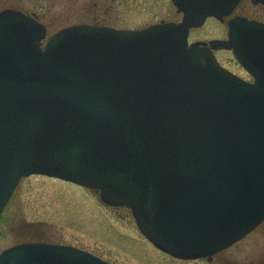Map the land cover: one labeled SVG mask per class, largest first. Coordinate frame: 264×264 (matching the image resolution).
<instances>
[{
    "label": "water",
    "instance_id": "95a60500",
    "mask_svg": "<svg viewBox=\"0 0 264 264\" xmlns=\"http://www.w3.org/2000/svg\"><path fill=\"white\" fill-rule=\"evenodd\" d=\"M172 1L179 23L75 24L44 47L43 23L0 11V216L20 179L42 173L130 207L141 232L181 258L210 260L264 220V25L235 18V43L189 44L191 27L223 20L238 0ZM209 43L234 44L255 81L220 65ZM0 264L112 263L26 242Z\"/></svg>",
    "mask_w": 264,
    "mask_h": 264
},
{
    "label": "rangeland",
    "instance_id": "374dc122",
    "mask_svg": "<svg viewBox=\"0 0 264 264\" xmlns=\"http://www.w3.org/2000/svg\"><path fill=\"white\" fill-rule=\"evenodd\" d=\"M9 7L35 13L49 34L95 19L130 29L179 19L171 0H0V11ZM225 32L221 21L209 18L190 39L223 38ZM0 228V251L35 237L88 249L115 264H264V221L211 260L175 258L145 238L127 208L109 207L93 190L39 174L21 179Z\"/></svg>",
    "mask_w": 264,
    "mask_h": 264
},
{
    "label": "flooded vegetation",
    "instance_id": "af4514ba",
    "mask_svg": "<svg viewBox=\"0 0 264 264\" xmlns=\"http://www.w3.org/2000/svg\"><path fill=\"white\" fill-rule=\"evenodd\" d=\"M178 13V12H177ZM179 18L181 17V13H178ZM235 17H246L251 21H258L262 24H264V0H239V2L234 6V8L231 10V12L224 17V21L222 22L225 26V36L223 38L225 39H230L232 27L233 29L236 27L235 24L231 25L230 22L232 19ZM178 20V19H177ZM91 24H96V25H109L113 26L110 23H107L105 21H98L94 20L92 22H87ZM48 27V26H47ZM214 54L216 55L217 59L219 62L225 66L227 69L230 71L234 72L235 74L251 81L253 80V77L251 74L245 69V67L241 64V62L237 59L235 56L234 48L233 47H225V48H212ZM225 52L227 60L222 58L220 53ZM112 208H117L119 209L120 207H112ZM23 241H45V242H55L51 241L46 238H26L23 239ZM21 241V242H23ZM220 253V252H218ZM214 254L215 256L218 254Z\"/></svg>",
    "mask_w": 264,
    "mask_h": 264
}]
</instances>
